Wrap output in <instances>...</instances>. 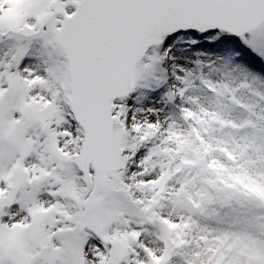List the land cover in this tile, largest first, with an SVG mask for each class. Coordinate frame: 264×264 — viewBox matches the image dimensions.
Returning <instances> with one entry per match:
<instances>
[{
    "label": "snow or ice",
    "instance_id": "6c2138e0",
    "mask_svg": "<svg viewBox=\"0 0 264 264\" xmlns=\"http://www.w3.org/2000/svg\"><path fill=\"white\" fill-rule=\"evenodd\" d=\"M6 40L0 264H172L167 229H178L179 218L156 217L157 181L145 169L161 129L151 117L176 109L195 128L187 137L194 148L211 113L193 112L189 93L199 84L220 94L206 70L233 77V86L236 73L242 87L264 79V0H0ZM180 155L193 153L182 147ZM244 193L264 201V193ZM175 196L193 210L195 198ZM147 224L165 226L166 252L144 239ZM255 228V254L233 251L231 264H264V219L239 231Z\"/></svg>",
    "mask_w": 264,
    "mask_h": 264
},
{
    "label": "rangeland",
    "instance_id": "374dc122",
    "mask_svg": "<svg viewBox=\"0 0 264 264\" xmlns=\"http://www.w3.org/2000/svg\"><path fill=\"white\" fill-rule=\"evenodd\" d=\"M11 47L12 42L7 40L0 44V56ZM234 76L233 86V77L206 71L205 78L220 94L217 95L199 84L196 91L189 93L192 99L194 96V100H198L197 104L188 106L193 112L213 111L208 120L204 121L207 126L202 128L208 135L197 136L201 140L200 145L193 148L187 140L189 130L195 131L193 124L181 121L180 113L176 109L167 108L169 117L176 121L175 124L179 127L177 134L174 138L154 140L152 151L146 154L150 162H146L145 170L152 171L153 175L149 179L157 181L154 185L157 191L152 197L158 201L157 219L164 216L176 221L179 218L178 229L170 227L167 229L172 233L170 240L174 242L177 253L172 257V264H186L188 260L195 264V258H199V264H209L213 258H216V264L221 262L231 264L228 257L233 251L245 259L255 254L259 241L256 233L259 229L247 232H241L239 229L246 228L250 222L258 224L264 219V201L250 198L244 193V188L264 193V134L257 136L256 153L248 151L245 159L240 162L237 159L235 145L237 139H244L242 134L246 135V132L249 134L252 130L251 124H246L238 116L251 117L250 113L261 103V99L263 101L256 111L258 115L264 113V110H261L264 98L255 95L257 91L264 94V79L249 77L247 80L249 87H242L244 76L240 73ZM225 93H234L237 101L243 102L248 110L237 107L232 103V97ZM177 107L182 108L184 105L180 104ZM224 119L232 123L239 119L240 121H236L237 129L223 126L220 122ZM159 125L162 133L167 134L175 127ZM182 147L191 150L193 156L190 158L187 155H180L177 160ZM231 154L236 156L235 160L229 157ZM153 155L157 156L154 160L151 159ZM197 164L200 168L194 170L193 166ZM177 173L182 174L176 175ZM180 191L186 193L188 200L195 198L193 210H186L176 199L175 194ZM150 196L151 193L142 198ZM145 227L147 233L144 239L156 251L166 252L165 226L147 224Z\"/></svg>",
    "mask_w": 264,
    "mask_h": 264
},
{
    "label": "bare ground",
    "instance_id": "6f19581e",
    "mask_svg": "<svg viewBox=\"0 0 264 264\" xmlns=\"http://www.w3.org/2000/svg\"><path fill=\"white\" fill-rule=\"evenodd\" d=\"M257 93H259V92L257 91ZM257 93H255L256 96H258ZM189 98L192 99L191 96H189ZM194 98L195 97L193 96V99ZM262 101L263 100L261 99V103H262ZM260 104H257L255 106V110H253L250 113L251 114V117H248L247 115H245V116H238L239 118H242L243 119L242 121H244L246 124H249V125L251 124V126H252L251 132L249 134H248V132H246V135L248 134V136L242 134V136L244 137V139H237L236 140L235 148L237 150V153L236 154H237L238 162H240V160H244L245 159L246 153L248 151H252V152L256 153L255 152V149L257 148L256 146H257V142H258L257 136L259 134H264V113L263 114H260L259 113V115H258V113L256 111L258 109V107H260ZM157 107H162V106L159 105V103H157ZM262 109L264 110V104H262V106H261V110ZM168 111H169V109L166 108V109H164L161 112V115L159 117H151V118H154V120H157L158 123L164 125V127H165V125H170V126H173L174 125L175 127H172V129H171L172 135H168L167 133H164V132L162 133V130H160V135L158 137H156L155 140H157L158 138L163 139L164 137L165 138H168V139H169V137L170 138H174L175 135L177 134V131H178V128L179 127H177V124H175L176 121L171 120L170 123H165L166 118L169 117ZM207 112L208 113H211L213 111H210V110L208 111L207 110ZM236 121L238 122L240 120L239 119H236L235 122L232 123V121H226V119H224L220 123L223 126H225V127L227 125H234V128L237 129V122ZM160 129H161V127H160ZM233 132H234V129H233ZM235 134H240L241 135V133H235ZM231 142H233V141H231ZM238 156H239V158H238ZM229 157L232 158L233 160L236 159V156L234 154L229 155Z\"/></svg>",
    "mask_w": 264,
    "mask_h": 264
}]
</instances>
